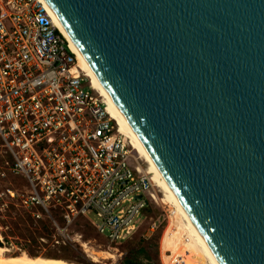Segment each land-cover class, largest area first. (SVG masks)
Wrapping results in <instances>:
<instances>
[{"label": "water", "instance_id": "1", "mask_svg": "<svg viewBox=\"0 0 264 264\" xmlns=\"http://www.w3.org/2000/svg\"><path fill=\"white\" fill-rule=\"evenodd\" d=\"M218 264H264V0H44Z\"/></svg>", "mask_w": 264, "mask_h": 264}, {"label": "built area", "instance_id": "2", "mask_svg": "<svg viewBox=\"0 0 264 264\" xmlns=\"http://www.w3.org/2000/svg\"><path fill=\"white\" fill-rule=\"evenodd\" d=\"M139 160L43 3L0 0V211L45 216L52 246L82 247L81 218L125 241L157 203Z\"/></svg>", "mask_w": 264, "mask_h": 264}, {"label": "rangeland", "instance_id": "3", "mask_svg": "<svg viewBox=\"0 0 264 264\" xmlns=\"http://www.w3.org/2000/svg\"><path fill=\"white\" fill-rule=\"evenodd\" d=\"M5 23L10 26L9 22L5 21ZM139 161L145 167V164ZM1 170L4 168L0 167ZM10 178H18V176L11 175ZM168 204L169 202L165 200H162V203L149 204L140 217L139 228L134 235L119 243H109L104 237L96 234L84 219L78 222L80 225L73 227V231L77 228L83 229V239L90 241V245L94 248H114L116 256L113 259H100L101 261L95 262L78 243L68 247L49 244L39 246L36 243V236L43 225H29L28 214L12 205L0 211V242L6 244L15 253L23 250L33 255L62 257L77 264H121L128 256L135 257L140 264H206L199 250L182 231L177 219L169 216ZM88 217L93 219L90 213ZM42 219V223L48 228L46 235L49 236L53 228L48 224L45 216ZM41 235L45 236V234ZM141 248L144 253H139ZM144 254H147L148 258Z\"/></svg>", "mask_w": 264, "mask_h": 264}, {"label": "bare ground", "instance_id": "4", "mask_svg": "<svg viewBox=\"0 0 264 264\" xmlns=\"http://www.w3.org/2000/svg\"><path fill=\"white\" fill-rule=\"evenodd\" d=\"M44 7L46 8L47 13L52 18L54 25L61 32V34L68 41L70 48L75 53L79 64L84 71L85 75L88 77L91 87L96 90L100 96L103 98L104 103L106 104L107 111L110 114V117L115 121L117 126V131L122 136H124L130 147L135 152V155L145 164V167L141 165L144 173L147 174L152 185L155 187L158 194L155 195V198L158 203H162V200L169 202L167 205V209L169 212V216L172 218H176L179 222V225L182 227V231L185 233L186 237L191 241V243L199 250V253L204 257L206 264H218L185 213L182 208L178 204L177 200L173 196L172 192L166 185L165 181L161 177L160 173L147 156L137 139L134 137L104 90L101 88L93 74L90 72L82 58L79 56L62 28L54 18L53 14L45 4L44 0H40ZM161 196V197H160ZM1 238V235H0ZM82 246L85 248V251L88 252V256L91 260L98 262L100 259H113L115 258V249L114 248H105L99 249L94 248L90 245V241L81 240ZM0 264H77L73 261L67 260L62 257L55 256H45L42 254H29L26 251H21L19 253L13 252L11 248H9L6 244H0Z\"/></svg>", "mask_w": 264, "mask_h": 264}, {"label": "trees", "instance_id": "5", "mask_svg": "<svg viewBox=\"0 0 264 264\" xmlns=\"http://www.w3.org/2000/svg\"><path fill=\"white\" fill-rule=\"evenodd\" d=\"M29 217V225H33V222H32V220H31V218H30V216H28ZM82 219V218H81ZM81 219H79L78 220V222L81 220ZM76 227H77V225H75ZM77 230H79V231H81L82 233H83V237H84V232H83V229H78L77 228ZM95 231V230H94ZM41 234H48V228L46 227V225H43V228L40 230V232H38V235L36 236V243H38V245L39 246H43V245H45L43 242H41L39 239H38V237L41 235ZM97 234V233H96ZM126 241V240H125ZM0 244H1V242H0ZM62 247H68V245H65V246H62ZM139 253H144V250L141 248V249H139ZM144 256H146L147 258H148V256H147V254H144ZM121 264H140V262L137 260V259H135V257H131V256H128V257H125L124 259H123V261L121 262Z\"/></svg>", "mask_w": 264, "mask_h": 264}]
</instances>
